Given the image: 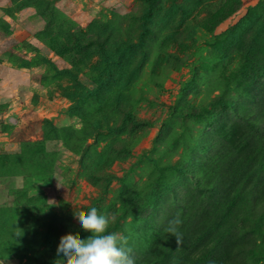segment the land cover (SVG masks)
I'll use <instances>...</instances> for the list:
<instances>
[{"label":"rangeland","instance_id":"obj_1","mask_svg":"<svg viewBox=\"0 0 264 264\" xmlns=\"http://www.w3.org/2000/svg\"><path fill=\"white\" fill-rule=\"evenodd\" d=\"M254 135L264 0H0V264H195ZM245 220L205 264H264Z\"/></svg>","mask_w":264,"mask_h":264},{"label":"trees","instance_id":"obj_2","mask_svg":"<svg viewBox=\"0 0 264 264\" xmlns=\"http://www.w3.org/2000/svg\"><path fill=\"white\" fill-rule=\"evenodd\" d=\"M151 14L152 11L149 7L145 12V20L150 19ZM145 30L147 29L145 28ZM128 48L126 46L125 50ZM217 156L220 164L218 169H215L216 176L221 181V187L220 190L218 189V196L215 200L217 205L214 204V207L222 211L221 223L225 224V228H222L218 233L219 237L211 245L212 247H207L193 258L195 264H205L214 251L213 246L229 237L231 228H237L238 222L243 227L247 223L245 219L249 220L250 228L245 230L249 234L254 231L252 222L256 229H261L260 223L264 222V211L253 219L250 217L255 215L252 213L255 207L264 205V148L262 144L256 137L255 139L253 136L247 137L244 145H240L238 149H231L226 144L225 150ZM206 165L208 164L206 163ZM212 213V211H208L210 219ZM239 213L244 214L242 218L238 217Z\"/></svg>","mask_w":264,"mask_h":264}]
</instances>
